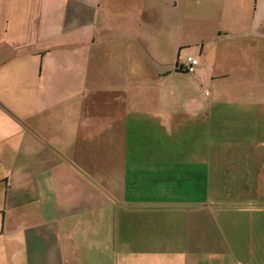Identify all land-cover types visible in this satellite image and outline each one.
<instances>
[{
	"label": "crops",
	"instance_id": "obj_1",
	"mask_svg": "<svg viewBox=\"0 0 264 264\" xmlns=\"http://www.w3.org/2000/svg\"><path fill=\"white\" fill-rule=\"evenodd\" d=\"M182 13L190 35L195 32L198 38L176 45L170 20ZM163 19H168L165 29ZM193 45L198 46V54H188L183 63L177 61L176 72L188 56H194L200 62L193 73L196 77L216 84L234 83L236 100L261 99L248 123L242 124L250 125L248 133L236 139V163L240 164H236L235 188L238 195L259 193L264 198V145L258 140V132L264 133V62L257 61V53H264V0H0V264H82L86 256L82 237L96 243L87 252L89 264H103L95 260L94 251L102 252L101 258L109 259L108 263L114 259L111 264H171L179 257L173 235L160 231L154 216L162 210L178 215V208L203 211L196 208L208 202L202 181L207 174L210 177L207 157L134 156L121 165L125 178L116 197L111 182L101 181L103 173L89 174L78 164L82 162L78 157L89 146L97 165L112 168L117 156L132 155L129 141L141 128L161 131L169 124L162 117L164 110L147 107L160 95L145 86L171 74L163 71L168 64L153 60L159 68L156 74L145 71L142 59L122 61L125 46H182L179 58L183 48ZM102 46L112 50L121 66L131 67L130 73L117 71L115 77L107 74L109 81L103 80ZM222 67L228 69L216 71ZM220 90V96H226ZM78 100L83 101L81 114L74 107L69 110ZM62 115L72 122L67 129H75L73 137L76 133L71 155L54 145L64 142L58 128L63 129ZM202 116H193L194 121L201 122ZM233 122L237 126L240 121L233 117ZM53 125L58 126L53 128L56 136L49 134ZM117 137L124 142H116ZM104 139L106 145L100 147L98 142ZM153 142V151L160 148L157 140ZM123 145L126 148L121 150ZM113 147L116 157L108 159ZM228 161L216 155L211 162V179L218 181L214 194L228 193ZM141 189L151 193L129 196L130 191L135 194ZM238 201L219 205L223 210H254L260 221L254 245L260 250L236 252V260L242 264L241 258L257 259V264H264V202L243 205ZM103 208L114 209L115 218L102 222L90 214ZM250 217L238 218L237 225H252ZM135 226L137 232L150 229L147 242L155 244L156 250L143 251L137 234L127 236V229ZM104 243L110 254L101 249ZM218 252L215 255L226 264L230 253ZM192 253L185 258L193 257Z\"/></svg>",
	"mask_w": 264,
	"mask_h": 264
},
{
	"label": "rangeland",
	"instance_id": "obj_2",
	"mask_svg": "<svg viewBox=\"0 0 264 264\" xmlns=\"http://www.w3.org/2000/svg\"><path fill=\"white\" fill-rule=\"evenodd\" d=\"M170 21L171 28L176 30L175 32H171V37L174 34L176 45L181 43V41H190V37L193 40L198 38V35L195 34V32L194 34L190 35V29L188 26H185L187 19H185L183 13L181 16H177L175 20ZM166 22H168V19L161 20L162 29L167 28V25L165 24ZM181 47L182 46H125L123 49L124 53L122 61H126L131 58H139L140 60L142 59L144 62H146V66L143 68L145 71L154 72L156 74L157 69L159 68L155 67L158 64H156V62L153 60H159L161 63L165 61L168 64V66L163 67V71L168 69L171 71V74L164 76L159 83H147L145 85L146 88H148L147 90H150V93L160 95L158 99H151V101H149L151 103L147 107H151L152 109L159 108L160 111L164 110V112H161L162 117L169 121L166 129H161V131H141L143 129L141 128L137 133L138 137L137 134H135V136L129 141L130 154L132 155L127 158L125 157L126 155H119L116 157L115 154L118 151L115 150V147H113V149L109 148L107 152L108 159L116 157L115 162L111 163L114 164L111 165L113 166L112 168L97 165L92 152L88 149L89 146L82 150L83 156L78 157L82 160V162L80 161L78 164H81L82 167H84L82 169H86L89 174H97L98 171H101L103 173L102 177L105 178L101 181L103 183L111 182V190L114 193L113 196L116 197L115 195L118 196L119 191L123 188V180L125 178L122 176L123 169L121 170V165H124V162L127 160L131 161L130 158L134 156L136 157L140 154H143V158L145 159L162 158V160L167 159V156H169L171 160L176 158H185L188 156L207 157L210 161V177L207 174L206 178H203L202 181L206 182L205 189L208 202L203 208H196L203 209V211L198 212L195 211V209L190 211L186 208H178L177 210H179L178 212L180 213L175 215L174 212L162 210L158 216H154V220H156L155 222L159 223L158 225H160V231H165V233L168 234V237H171L170 234H172L174 240L176 241V250L179 253V257L171 264H222L224 261L222 260L221 256L215 255V250L219 251L218 254H222V252L226 251L230 253L229 255H226L228 258L226 264H240L239 260H236V252L238 254L244 255L248 250H260L256 249L254 245L258 240L257 230L260 228L256 226L260 224V221L255 218L254 210H246L243 212L236 210H223L225 208H222L221 205L226 203L227 200L233 199L239 200L235 203L243 205H252L253 202H256L257 205H261L264 202L263 196L258 197V195L262 194L254 193L252 195L242 196L238 195L239 190L235 188L236 164H240L236 163V139H242L244 134L248 133L246 131L250 125L246 126L247 128H245L244 125L248 123L249 116L256 112L258 108L257 103L261 99H256L254 101H252V99L236 100V90L234 83L228 84L229 82H227L223 84H216L213 81H205L200 79L194 74L176 72L175 63L177 61L183 63V60L188 54H198L199 51L198 46L194 45L187 48V50L186 48H183V51L178 58ZM107 48L108 46L101 47L102 54H104V61H102L99 66L103 70V80L109 81L107 74L115 77L117 71L120 74L122 72L126 73L128 71L130 73L132 68L125 65L121 66L118 63L116 55H113L111 52L112 50ZM257 54L259 56L257 61L262 59L264 62V53L261 52ZM234 68L236 71V65ZM225 69L228 68H217L216 71H223ZM214 72L215 71H213V73ZM104 82L106 85H108L106 81ZM129 82L130 81H128L126 85H128ZM100 84H102V82ZM113 84L114 86H118V83ZM220 89H222L223 93L225 91L226 96H220ZM232 91L233 96L231 95ZM72 105L73 104L70 105L69 110L74 107L76 108L77 114L82 113V100L75 101L74 105ZM65 107L66 105L63 106V110H65ZM261 108H263V105ZM204 113H209L210 117L207 118L206 115L203 117L202 115ZM193 116L196 118H200L202 116L201 122L194 121L195 118H193ZM233 117L234 119H238L240 121L237 126L236 122H233ZM76 118L77 116H75V120ZM61 121L63 122V125L61 126L65 130L61 129L57 125H53L52 129L54 127H58L59 130H61V135L64 136H60V138H63L64 142L62 140L59 142V144L54 142V145L62 154L71 155L75 149L73 143H75L74 139H76V133L74 137L72 135L75 129H67L70 123H72L70 120H67V115H62ZM206 126H208L207 134L203 135L205 132L202 133L201 131ZM228 126H230V128ZM56 133L57 131L54 129L50 130L49 132V134H53L55 136ZM251 133H254L253 135H255L257 132ZM259 134L260 132H258V140L261 141L259 143L264 145V133H261L260 136ZM206 138L207 141L205 142L204 139ZM154 139L159 142L160 148H157L153 151L154 147L156 146V144L153 142ZM121 140L122 138H116V142ZM122 141L124 142V140ZM98 143L100 147L106 145L105 139ZM131 147L135 150V153L139 154H134L131 150ZM125 148L126 145H123L121 150ZM262 154L264 157V152ZM216 155L229 160L226 163V178H228V193L226 194H214V191L218 190V181L211 179V171L213 170V164L211 162ZM121 157L125 158L122 159ZM49 165H52L51 159ZM262 181L264 184V180ZM147 193H151V190L141 189L135 194L130 191L129 196L137 198L140 195ZM93 199L94 198L92 197L89 200L92 201ZM118 199H121V196L118 197ZM118 202L121 201L119 200ZM114 204L116 205L115 201ZM114 211V209L103 208L101 211L90 214L95 215L98 221L103 222L104 220H113L115 218ZM124 216L125 211L122 210L121 217ZM138 216H141V214L138 213ZM248 217H250L248 224L251 223L252 225H237L236 220L238 218L245 219ZM233 224L235 225L232 226ZM135 228L136 226L128 228L126 231L127 236L130 237L133 233L137 234V237L141 242L140 249L143 251L156 250L157 247L155 244H150V242H147V239H151L149 237L150 234H148V230L150 229L140 228V230L137 232V230L134 231ZM220 234L224 237V239ZM208 237L209 239H207ZM153 239H155L154 236ZM91 245H96V243L91 242V239H88L87 237L81 238V247L86 251V256L83 258L82 264H89L87 252L92 250ZM102 245L103 246L101 249L104 250L103 252L109 253L108 249L106 248V244L104 243ZM167 247L168 245H164V248ZM94 249L96 250V248ZM207 250L210 255H202V253ZM185 252H193V257L189 255V258L186 259L185 257L190 253ZM93 253L95 260L99 259V261H101L103 264L108 263L109 259L104 257L101 258L103 256L102 252V256L100 255L99 251H94ZM206 256L207 259L201 262V258H206ZM112 261H114V259H112ZM112 261L108 264H111ZM256 261L257 259L250 261L248 259L241 258L242 264H246L247 262L257 264Z\"/></svg>",
	"mask_w": 264,
	"mask_h": 264
},
{
	"label": "built area",
	"instance_id": "obj_3",
	"mask_svg": "<svg viewBox=\"0 0 264 264\" xmlns=\"http://www.w3.org/2000/svg\"><path fill=\"white\" fill-rule=\"evenodd\" d=\"M199 59L194 57V56H188L185 60L184 66L185 70L187 71L188 74H193L195 73L196 69L199 66Z\"/></svg>",
	"mask_w": 264,
	"mask_h": 264
},
{
	"label": "trees",
	"instance_id": "obj_4",
	"mask_svg": "<svg viewBox=\"0 0 264 264\" xmlns=\"http://www.w3.org/2000/svg\"><path fill=\"white\" fill-rule=\"evenodd\" d=\"M177 71H178L179 73H185V74H188L187 71L185 70V66H184V65H182L181 67H178V68H177Z\"/></svg>",
	"mask_w": 264,
	"mask_h": 264
}]
</instances>
